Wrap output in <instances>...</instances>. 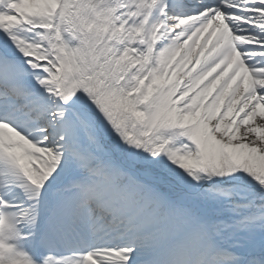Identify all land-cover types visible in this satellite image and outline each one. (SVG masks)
Instances as JSON below:
<instances>
[{
    "label": "snow or ice",
    "instance_id": "1",
    "mask_svg": "<svg viewBox=\"0 0 264 264\" xmlns=\"http://www.w3.org/2000/svg\"><path fill=\"white\" fill-rule=\"evenodd\" d=\"M0 264H264V0H0Z\"/></svg>",
    "mask_w": 264,
    "mask_h": 264
}]
</instances>
